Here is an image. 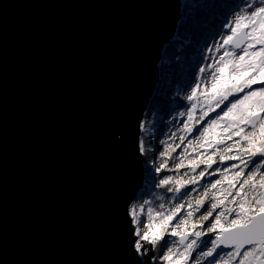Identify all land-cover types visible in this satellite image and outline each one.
<instances>
[{
    "label": "water",
    "instance_id": "1",
    "mask_svg": "<svg viewBox=\"0 0 264 264\" xmlns=\"http://www.w3.org/2000/svg\"><path fill=\"white\" fill-rule=\"evenodd\" d=\"M181 0H0V264H131L142 123Z\"/></svg>",
    "mask_w": 264,
    "mask_h": 264
},
{
    "label": "snow or ice",
    "instance_id": "2",
    "mask_svg": "<svg viewBox=\"0 0 264 264\" xmlns=\"http://www.w3.org/2000/svg\"><path fill=\"white\" fill-rule=\"evenodd\" d=\"M184 7L187 22L210 31L197 41L174 144L162 141L149 163L138 139L145 194H163L156 207L126 209L131 264H264V0Z\"/></svg>",
    "mask_w": 264,
    "mask_h": 264
},
{
    "label": "trees",
    "instance_id": "3",
    "mask_svg": "<svg viewBox=\"0 0 264 264\" xmlns=\"http://www.w3.org/2000/svg\"><path fill=\"white\" fill-rule=\"evenodd\" d=\"M192 0H181V19L178 24L177 33L175 38L170 42L172 48L176 43L177 38H181L186 41L188 37L194 36L200 42V47L203 44V38L207 32L210 31V28L206 26L201 27H193L189 22H187L185 17V7L186 3H190ZM219 3H230L231 0H217ZM175 41V42H174ZM183 41V42H184ZM197 47L192 48L193 52H195ZM165 49L170 53V45ZM164 49V51H165ZM162 53V60L159 63V75L160 80L157 85L156 91L152 100L150 101L149 108L145 114V117L142 123L146 124L147 127L141 130V138L140 140L145 139V145L149 149V163L151 162V158L155 154L153 149H163L165 144L161 143H173L174 142L169 139L171 136V132L175 130L173 128V124L176 125L179 123L178 115L179 112L184 111L187 108V101L185 99L187 92V86L192 84V73L196 72L195 66V57L192 56H181L177 59H166L165 52ZM171 55H173L171 53ZM202 55V54H201ZM193 58V59H192ZM167 61V63H165ZM176 61V62H175ZM162 73L167 74V79H162ZM183 85V86H182ZM156 116V117H155ZM157 132L158 142L155 143L152 141L151 134ZM154 138V135H153ZM178 142V141H176ZM171 174V173H166ZM212 179H215L213 177ZM146 189L142 190L140 196L142 197L141 201L151 199L153 200V207H156L161 201L155 199V195L157 192L163 194L162 190H153V195L148 196L145 194ZM171 194H167L165 196L166 205L170 202L169 197ZM137 204V202H134ZM154 255V253L149 252V257ZM148 259V257H145Z\"/></svg>",
    "mask_w": 264,
    "mask_h": 264
},
{
    "label": "rangeland",
    "instance_id": "4",
    "mask_svg": "<svg viewBox=\"0 0 264 264\" xmlns=\"http://www.w3.org/2000/svg\"><path fill=\"white\" fill-rule=\"evenodd\" d=\"M189 39H191L192 40V43H186V41H188ZM180 40H181V38H177V40H176V43L174 44V46H173V48H172V46H171V44L173 43H171V44H169L170 45V51L172 50L173 52H171L173 55H171V53L169 52V51H166L167 49H165V57L164 58H166V59H168V58H170V59H177V58H179V57H181V56H184V57H187V56H192V57H195L194 56V53L195 52H193V49L192 48H194V47H197V38H195L194 36H190V37H188L187 38V40L186 41H184V40H182L181 42H180ZM184 41V42H183ZM175 42V41H174ZM215 41L214 40H212L211 38H209L208 39V44L209 45H211L212 43H214ZM168 45V46H169ZM203 47V44H202V46H201V48ZM164 54V53H163ZM201 54L203 55L204 53L203 52H201ZM193 59V58H192ZM161 60H162V58H161ZM176 62V61H175ZM207 64V61H204V62H202V64H201V66H204V65H206ZM196 72L198 73V68H196ZM192 84H193V86H194V82H193V80H192ZM187 94H190V90L187 92ZM186 110V109H185ZM184 110V111H185ZM156 117V116H155ZM179 124H180V122L177 124V127H179ZM153 135H154V138H153ZM157 132H155L154 134H153V131H152V134H151V137H152V141L155 143L156 141L158 142V138H157ZM143 141H144V143H145V139L143 138ZM148 160H149V154H148ZM144 161H145V157H144ZM141 199H142V197L140 196L139 198H138V200H136V202H137V204H140V203H142V201H141Z\"/></svg>",
    "mask_w": 264,
    "mask_h": 264
}]
</instances>
